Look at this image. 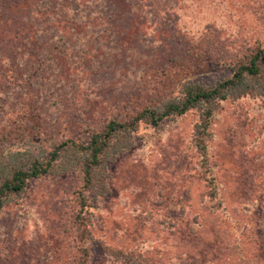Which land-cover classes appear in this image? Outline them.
Returning <instances> with one entry per match:
<instances>
[{
    "label": "rangeland",
    "instance_id": "1",
    "mask_svg": "<svg viewBox=\"0 0 264 264\" xmlns=\"http://www.w3.org/2000/svg\"><path fill=\"white\" fill-rule=\"evenodd\" d=\"M257 45L264 48V0H0V149L25 145L35 155L144 107L160 111L185 81L231 77ZM222 93L212 103L208 163L232 205L257 200L246 208L261 220L259 247L247 241L244 251H254L248 264H264V67ZM201 111L156 126L145 119L119 134L125 146L108 163L111 192L91 209V264H120L101 242L138 250L152 264L224 259L215 242L228 247L237 228L208 217L215 200L192 140ZM80 179L76 171L32 180L3 209L0 264H51L68 237ZM202 212L199 231L190 219Z\"/></svg>",
    "mask_w": 264,
    "mask_h": 264
},
{
    "label": "trees",
    "instance_id": "2",
    "mask_svg": "<svg viewBox=\"0 0 264 264\" xmlns=\"http://www.w3.org/2000/svg\"><path fill=\"white\" fill-rule=\"evenodd\" d=\"M248 55H251L248 61L233 70L231 77L210 84L185 81L180 96L170 97L160 111L157 107H144L141 111L129 116V120L110 119L102 129L93 131L85 140H79L72 135L61 137L53 141L51 150L36 152L35 155L25 145L3 147L0 149V216L8 204L21 197L30 181L67 172H79L81 179L76 190L75 209L70 217V227L66 229L68 237L65 238L66 242L65 240L57 241L56 248L58 250L53 254L51 264H91L92 250L90 244L97 240L92 233L91 216L94 212L91 209H95L100 200L111 192L108 163L115 159L125 146L120 143L119 134L134 130L135 124L139 121L147 119L152 126H156L164 118L183 115L187 111L197 108L202 110L201 118L195 126L192 140L203 169L201 174H206L204 175L206 178L204 179L206 181L205 187L208 188L206 196L215 200V206L206 205L207 210H209L208 217L221 215L224 222L229 219L230 225L237 228L235 236L228 243V247L225 241H217L215 242V251L221 254L225 250L223 255L225 261L232 260L233 264H248L249 260L255 259L251 257L254 251L249 249L248 245L245 253L244 245L247 241H251L254 244L253 247L258 248L257 239L262 227L259 226L260 219L258 222L250 218L252 217L249 212L251 208L247 209L246 206L249 204L255 206L257 200L255 202L248 200L244 203L245 199H242L241 203L231 204V199L227 193L228 188L225 185L224 190L223 185L225 183H221L217 175L219 170L215 171L213 164L209 165L208 163L206 145L210 136L208 125L212 117L214 100L218 97L226 98L222 91L236 87L245 78L260 76L261 68L264 67V48L257 45ZM246 90V87H242L237 92L243 95ZM30 136L33 138L32 134ZM220 183V186L223 187L222 192H220L221 187L218 186ZM162 190L158 191V196L165 193ZM200 203L202 205L203 200ZM177 206L179 210L185 208L182 200L178 202ZM247 212L250 221L242 223L235 219L240 213L245 214ZM231 213L234 215L230 216ZM182 214L186 215V212ZM165 217L169 218L166 215ZM204 218L205 215L202 212L197 213L190 220L200 231L204 227ZM221 224L216 222L219 229H221ZM101 247L105 253L112 256L120 264H152V261L138 250L111 247L105 242H101ZM223 260H218L213 264H221ZM155 263L160 264L158 261Z\"/></svg>",
    "mask_w": 264,
    "mask_h": 264
}]
</instances>
